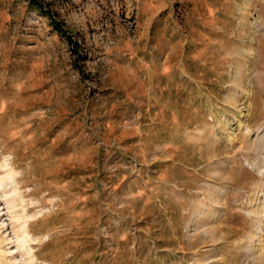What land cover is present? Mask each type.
Segmentation results:
<instances>
[{"label":"rangeland","instance_id":"rangeland-1","mask_svg":"<svg viewBox=\"0 0 264 264\" xmlns=\"http://www.w3.org/2000/svg\"><path fill=\"white\" fill-rule=\"evenodd\" d=\"M0 0V264H264V0Z\"/></svg>","mask_w":264,"mask_h":264},{"label":"trees","instance_id":"trees-1","mask_svg":"<svg viewBox=\"0 0 264 264\" xmlns=\"http://www.w3.org/2000/svg\"><path fill=\"white\" fill-rule=\"evenodd\" d=\"M31 5H34L39 11L44 13L47 17L50 18L51 25L56 33L60 37L65 38L66 41L71 42V34L67 33L65 28L61 27V24L52 16L50 9L45 8V4L39 0H28Z\"/></svg>","mask_w":264,"mask_h":264}]
</instances>
